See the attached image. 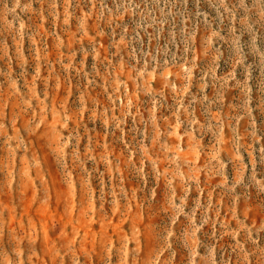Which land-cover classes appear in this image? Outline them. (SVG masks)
<instances>
[{
	"label": "rangeland",
	"instance_id": "1",
	"mask_svg": "<svg viewBox=\"0 0 264 264\" xmlns=\"http://www.w3.org/2000/svg\"><path fill=\"white\" fill-rule=\"evenodd\" d=\"M0 264H264V0H0Z\"/></svg>",
	"mask_w": 264,
	"mask_h": 264
}]
</instances>
